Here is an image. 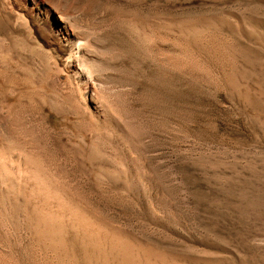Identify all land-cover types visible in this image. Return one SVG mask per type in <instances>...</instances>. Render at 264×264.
I'll use <instances>...</instances> for the list:
<instances>
[{
  "label": "rangeland",
  "instance_id": "rangeland-1",
  "mask_svg": "<svg viewBox=\"0 0 264 264\" xmlns=\"http://www.w3.org/2000/svg\"><path fill=\"white\" fill-rule=\"evenodd\" d=\"M38 1L0 0V264H264V0Z\"/></svg>",
  "mask_w": 264,
  "mask_h": 264
},
{
  "label": "bare ground",
  "instance_id": "bare-ground-1",
  "mask_svg": "<svg viewBox=\"0 0 264 264\" xmlns=\"http://www.w3.org/2000/svg\"><path fill=\"white\" fill-rule=\"evenodd\" d=\"M26 1H30L32 3L29 10L32 11L31 13H33L35 20L37 19L38 21H43L46 24L49 21V24H51L50 22L51 12L49 9H47L43 5L42 2H39V1L37 2V0H26ZM52 31L54 33V37L56 38L55 43L58 44V45L56 44V46H57V49L59 50V55L64 60L71 76L74 79H76L78 83L85 84V85L88 84L89 82L92 83L91 81L93 80L94 73L98 71V69L101 67V64L98 62V60L95 59L96 56L93 59L91 58V56L89 57L87 55L88 48L90 47V41L86 39L85 37H83L81 33H79V31H77L76 29H73L66 20L60 17H58L56 22H54V25H52ZM89 99H91V101L93 100L92 102L94 105L93 107H96L99 113H101L102 115L101 118L103 117L104 119L102 120L105 121V123H107L110 128H111V125L114 126L112 122L113 120L112 117L114 114L118 112L114 111V114L112 113V106H110L111 108L107 106L109 104L108 101H107L108 104L106 103L104 104L100 100H97L98 98L94 99V97L89 96ZM113 128L116 129L115 127ZM8 152H9L8 150H3V148L2 149L0 148V162L6 161L9 159L10 155L8 154ZM14 160L17 161L18 159L15 158ZM23 166H25V164ZM5 182H6L5 184H7V181Z\"/></svg>",
  "mask_w": 264,
  "mask_h": 264
}]
</instances>
